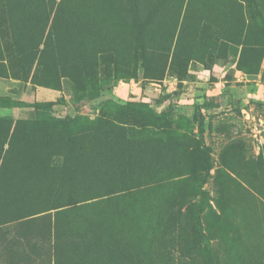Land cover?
I'll return each instance as SVG.
<instances>
[{
    "label": "rangeland",
    "instance_id": "1",
    "mask_svg": "<svg viewBox=\"0 0 264 264\" xmlns=\"http://www.w3.org/2000/svg\"><path fill=\"white\" fill-rule=\"evenodd\" d=\"M0 264H264V0H0Z\"/></svg>",
    "mask_w": 264,
    "mask_h": 264
},
{
    "label": "trees",
    "instance_id": "2",
    "mask_svg": "<svg viewBox=\"0 0 264 264\" xmlns=\"http://www.w3.org/2000/svg\"><path fill=\"white\" fill-rule=\"evenodd\" d=\"M215 106H216V104L214 102H207L206 104H202V107L207 108V109L215 107ZM199 107H201V106H199ZM201 131H204V129L202 127H201Z\"/></svg>",
    "mask_w": 264,
    "mask_h": 264
}]
</instances>
